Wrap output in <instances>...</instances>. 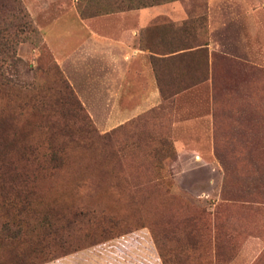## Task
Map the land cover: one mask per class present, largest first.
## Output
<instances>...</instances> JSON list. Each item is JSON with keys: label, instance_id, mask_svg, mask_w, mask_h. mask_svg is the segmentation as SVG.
Masks as SVG:
<instances>
[{"label": "rangeland", "instance_id": "obj_1", "mask_svg": "<svg viewBox=\"0 0 264 264\" xmlns=\"http://www.w3.org/2000/svg\"><path fill=\"white\" fill-rule=\"evenodd\" d=\"M51 2L31 13L23 0H0L15 55L3 65L0 158L13 160L23 190L0 169V264L39 263L137 228L161 264H264V0ZM169 2L179 22L160 17L136 45L172 58L151 55L165 59L156 86L135 64L116 103L121 70L106 51L77 50L82 25L61 15ZM23 21L36 31L12 29Z\"/></svg>", "mask_w": 264, "mask_h": 264}, {"label": "crops", "instance_id": "obj_2", "mask_svg": "<svg viewBox=\"0 0 264 264\" xmlns=\"http://www.w3.org/2000/svg\"><path fill=\"white\" fill-rule=\"evenodd\" d=\"M23 1L31 13H33L32 8L37 6L38 3L41 7L45 4L40 3L45 0ZM51 1H53V3L51 2L52 5L55 6L57 0ZM67 1L68 4L62 2L58 6L65 7L64 9L68 6L73 8L76 0ZM177 6L178 4L174 2L160 3L140 7L139 9L120 10L112 14L86 17L81 16L77 10H73L70 16H67L68 14L66 17L61 15V19L59 20L60 22H76L82 25L83 30L75 32L77 50L91 48L94 52H102L103 54L106 51L107 65H110L117 72L121 70V73L117 74L118 81L115 83L118 89L113 90L115 92L112 94L114 101L118 103L122 95H125L124 88L131 85L128 77L135 64L140 65L146 71L150 86H156L154 83L155 80L157 81V76L154 68L157 67L158 61H164L165 59L153 58L151 60V55L168 56V60L172 58L170 56L174 53L154 49L145 51L138 47L136 42L138 41L141 29L143 30L156 23L160 17L166 16L171 21L179 22L181 14ZM98 22L106 24L107 29L105 31L95 30L91 24ZM55 32L57 31L51 33L57 36ZM66 32L63 29L62 31L60 30L59 38L61 40L69 36ZM60 44L63 47L64 43L61 42ZM152 95L153 99L147 98L142 102V105L131 110L121 111L120 114L125 116L136 112L144 103L147 104L153 101L154 97L156 98V92H153ZM118 116L120 117L119 114ZM98 259L100 261L106 259L107 262L103 264H161L152 239L148 235V232H145L143 229L135 230L127 235L116 237L42 264H99L101 262Z\"/></svg>", "mask_w": 264, "mask_h": 264}, {"label": "trees", "instance_id": "obj_3", "mask_svg": "<svg viewBox=\"0 0 264 264\" xmlns=\"http://www.w3.org/2000/svg\"><path fill=\"white\" fill-rule=\"evenodd\" d=\"M20 11H23V16H28L27 12L25 13V10L23 8H19ZM12 25H10V28H12ZM25 27H27L28 29H30L31 31H36L33 27V25H31V23L29 21H23V22H18V23H14L13 25V28L12 29H16V30H20L21 32L23 31V29H25ZM11 32V30H7V28L5 27H2L0 26V90H1V87L3 85H7L11 82V80L5 75V71H4V63H6L9 58L12 60L15 58V55L11 52H12V47L14 45L13 43V39L12 37L13 34H9ZM56 118L53 119L52 122H54ZM33 151V150H32ZM54 154H56V151L55 150H51L50 151V156H53ZM13 160H9V158L6 156H2V159L0 158V169L1 168H4V171L3 172L4 174L3 175H7L9 178V187L10 189H14L16 190L17 192H20V191H23L21 187L18 186V183H17V180L19 178H22V175L19 173V171L15 168L14 164H13ZM1 178V177H0ZM2 180H4V177H2ZM50 222H48V220H44V224L46 225L45 227L48 228V233H54L55 236L53 237V239H56V235H57V232H58V228L56 226H52L51 224H49ZM54 225V224H53ZM139 228L137 229H134L128 233H131L135 230H138ZM124 234H127V233H124ZM124 234H119L117 236H111V237H108V238H105L103 240H99V241H96V242H93L91 245L89 246H86V247H82V248H75L74 250H67V251H64L62 252V254L60 253L59 255H55L53 256L52 258H49V259H44L42 262L40 261L39 263H30V264H42V263H46V262H49V261H53L55 259H58L62 256H65V255H68L70 253H73L75 251H78V250H81V249H84V248H87V247H90V246H93V245H96V244H99V243H102V242H105V241H108V240H111V239H114L116 237H120ZM56 237V238H55ZM38 249V250H37ZM33 252L35 253V255L40 252L41 253V250L38 248V245L35 244V248H33ZM19 256V255H18ZM158 256L160 258V255L158 253ZM35 257V256H34ZM161 260V259H160ZM13 261V264H20L21 261ZM18 262V263H17ZM163 263V262H162Z\"/></svg>", "mask_w": 264, "mask_h": 264}]
</instances>
